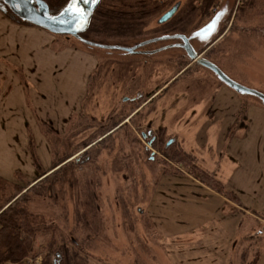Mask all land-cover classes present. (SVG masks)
<instances>
[{"label":"rangeland","instance_id":"obj_1","mask_svg":"<svg viewBox=\"0 0 264 264\" xmlns=\"http://www.w3.org/2000/svg\"><path fill=\"white\" fill-rule=\"evenodd\" d=\"M180 1L183 7L176 16L189 9L190 3H194V0ZM243 1L232 0L228 19L220 25L218 34L207 47L200 49L196 43L194 45L198 51L204 52L203 58L214 60L229 77L264 93V18L260 21L254 19L247 27L241 18L237 21L236 13ZM157 2L164 4V0ZM198 2L195 5L201 8ZM213 5H218V2L210 6L205 23L213 15ZM162 14L150 22L146 28L147 34L141 38L143 40H137L139 43L160 34L156 23ZM12 24L14 22L8 20L6 12L0 9V56L8 51L15 52L16 42H22L24 47L30 45L22 56L23 68L16 67L19 57H0V72L8 75L13 73L18 82L16 89L20 97H14L12 108L18 107L22 113L27 107L31 110L32 104H27L26 94L38 91V95L44 98L45 116L47 109L50 110L49 117L70 119L67 124L68 137L76 132L77 136L73 138L76 143L88 134L83 132L82 124L101 125L109 129V133L115 131L113 142L98 145L85 153L81 152V155L79 152L82 150L69 156L64 164H72V159L79 155L75 160L77 166L73 168L76 177L72 176L73 183L49 191L43 200L29 202L31 213L42 215L48 224L53 223L58 228V239L66 240L75 226L74 198L83 196L84 190L87 194L92 190V196L97 200L98 230L87 240L89 264H204L206 252L212 255L214 250L207 251L202 239L207 236V232L210 234L215 226H219L220 218L213 214L209 218V226H206L207 231H196L194 237L185 238L181 230L187 228L188 223L183 224L181 221L180 204L186 202L188 193L199 191L196 187L215 192L211 184V187L207 186L206 181L209 183V179L202 171L213 176L219 170V165H222L223 174L230 179L226 184L228 190L245 197L246 204L254 211L250 231L244 234L239 230L240 236H245L249 242L240 244L229 264H260L261 259L264 261V211L258 213L253 210L258 208V204L264 206V107L260 103L250 98L241 99L220 85L213 76L196 67L195 63H190L180 55L181 51L152 57L146 66L140 67L134 63L135 57L118 52L104 54L71 38L67 41L64 36L34 26L23 25L24 30L20 35ZM200 24L197 15L183 33H190ZM156 47L157 44L146 48ZM169 59L170 64L167 63ZM187 66L188 71L180 77V72ZM94 70L97 77H94L95 80L91 81L86 91L88 77ZM177 73H180V78L150 104L146 105V101L134 105L123 103L134 94L132 91L140 88L155 92L163 86V82ZM217 87L225 90L218 92ZM86 92L88 97L83 102ZM213 102L215 125L209 128L208 135L219 132V153H211L202 144L194 153L185 150V155L179 152L176 145L165 148L169 139L179 137L190 128L189 123L193 125V117L199 114V118L204 119ZM3 103L0 95V123L6 125L5 131L0 134V178L22 188L26 186L27 189V184L34 180L39 170L33 176L31 159L38 156L41 169L45 172V158L49 160V154L53 157L56 153V166H59L66 150L64 146L63 149L53 148L54 141L61 142L56 127L54 133L49 127L41 125V129L36 130L23 122L21 129L17 125L20 120L14 115L15 111L12 110L13 114L9 112L12 108L8 107L12 104L4 107ZM201 106L203 109L199 111ZM140 107L142 109L138 114L128 119ZM242 107L246 109L245 127L240 126L241 120L235 117ZM81 115H84V119L89 116L92 122L80 119ZM6 118L14 120L7 125L4 122ZM125 121V126L121 127ZM237 122L241 128L232 138L227 137L228 129ZM148 131L152 135L157 134L160 139L158 147H150L149 153L146 151L148 140L143 141L141 137L143 132ZM203 140L202 137L200 142ZM32 142L37 146V154L31 148ZM185 144H179L182 150ZM195 148L198 149V146ZM150 151L155 152L151 162L147 161ZM174 153L181 158L171 159ZM64 164L59 167L63 168ZM240 166L243 167L242 171ZM205 178L206 184L201 182ZM49 236L50 233L46 232L38 238L36 254L29 257L38 260L35 264L41 263L48 255L43 246ZM74 236L77 241L85 239L84 235L76 231ZM197 239L200 247L195 244ZM194 249L191 256L198 258L199 263L187 258V253ZM241 251H245L246 255H240ZM50 260L52 264H60L61 256L52 255Z\"/></svg>","mask_w":264,"mask_h":264},{"label":"trees","instance_id":"obj_2","mask_svg":"<svg viewBox=\"0 0 264 264\" xmlns=\"http://www.w3.org/2000/svg\"><path fill=\"white\" fill-rule=\"evenodd\" d=\"M67 1L68 0H66L65 3H67ZM198 1L200 2L199 6L201 8L196 7L197 5H195V3L197 0H194V3H190L189 9L178 14L170 24H165L161 27L158 26L159 33H183L188 23L197 15L199 16L201 24L192 31L190 30V32L197 31L203 27L210 6L220 0ZM64 6L49 8V12L50 14H57ZM164 10L165 4L158 3L154 0H101L99 6L94 11L89 29L81 34V38L101 45L130 47L133 44L139 43L137 40H143L141 38L147 34L145 32L150 22L154 21ZM6 15L12 22L31 26L26 22L20 21L8 11ZM263 16L264 0H244L243 3L239 4L236 13V19L238 18L237 21L241 18L246 24V27L256 18L260 21L264 18ZM188 33L189 31L185 34ZM245 110V107H242L237 113V116L242 122L240 124L242 127H245ZM130 119H132V117ZM82 126H84L83 132H87L88 134L83 137L80 142L78 141V143H76L73 141V138L77 135H71L63 141L66 153L65 156L60 159L61 164H64L69 156L78 153V151L86 148L95 140L105 135L107 136L101 142L94 145L89 150L98 147V145L103 146L108 141L113 142L112 137L115 131L108 134L109 129L107 130L106 127L88 124H82ZM122 126H125V124ZM240 126L237 125L236 128ZM92 129L94 130L91 132ZM88 131H90V133ZM234 134V129H231L228 132L229 138ZM166 144L167 142L165 143V148ZM178 150L185 155L183 150L180 148ZM70 153L71 155H69ZM170 157L171 159L181 158V156L176 153L172 154ZM33 162L36 170L39 169L37 181L39 179L42 180L34 185L30 183L27 184V189L25 188L26 186L22 188L21 186L11 184L0 178V264H22L25 259L36 254V242L38 238L42 237L46 232H49L50 236L49 239L45 241L43 250L47 252L48 255L45 256L44 260L39 264H52L50 256H57V254L61 256L60 264H89L88 259L90 254L87 240L90 239V236L95 235L98 230L96 220V214L98 215V209L96 208L97 200L92 196V190H90L91 192H88V194L86 190H84L83 196L78 195V197L74 198L75 226L72 227L73 231L69 233L66 240L62 238L58 239V228H55L53 223L48 224L42 215L31 213L28 204L31 200H43L47 194H49V191H56L57 187L62 188L64 184L73 183V177H75L73 168L76 167L77 164L75 160L72 164H64L63 168H61L62 166L59 167L60 164L59 166L53 167L47 173L46 171L43 172L39 167L35 157H33ZM202 172L207 175L209 179V183L206 181L207 186H212L211 188H213L216 193L237 202L235 195L225 189L223 182L218 176L214 174L212 176L206 171ZM204 174L201 175L204 176ZM207 178L203 179L201 182L205 183ZM209 184H211V186ZM75 231L78 232V234L84 235L85 239L82 241L75 240ZM134 256H136V253H134Z\"/></svg>","mask_w":264,"mask_h":264},{"label":"crops","instance_id":"obj_3","mask_svg":"<svg viewBox=\"0 0 264 264\" xmlns=\"http://www.w3.org/2000/svg\"><path fill=\"white\" fill-rule=\"evenodd\" d=\"M14 24H12V26L17 30L16 32H18V34L21 35V32L24 30L23 29L24 26L20 25V24H16V23H14ZM65 40L68 41L69 39L65 38ZM16 41H18V40H16ZM24 46L25 45L22 42H16L15 52H9L8 51V53H6L4 56L1 55L0 57L3 58L7 55L19 57L18 58L19 64L17 63L16 67L23 68L24 63L22 60V56L25 54V49L30 48V45H26V47H24ZM94 73H95V70L88 77V80L86 83V91L88 88L89 80L91 79V77ZM180 73H182V72H180ZM180 73H177L174 77H170L165 82H163V86H161L158 89L159 92L157 91L159 93L157 95L158 97L154 98L153 100L161 97L166 92V89H169L173 85V83H174L173 80L175 78H177L176 79V81H177L182 76V75H180ZM12 74L13 73H11V75H8L7 73L3 74L2 72H0V91H1V89H3L2 92L0 93V95L3 98L4 107H6L8 104H12V105H9V107H8L9 109L14 107L13 106V104H15L14 97H16V96L20 97L18 90L16 89L18 82L16 81V79L14 78V76ZM179 75H180V77H178ZM220 85H222V84H220ZM21 88H23V87H21ZM216 90L218 92H223L225 89H223L222 87H217ZM37 92H35L33 94H31V93L26 94V96L28 98L27 104L28 103L32 104L31 110L26 106L27 109H23L24 110L23 113L21 112V109H18V107H16V109L12 108L11 110H9V112H11V114H13V111H15L14 115H16L17 116L16 118L18 120H20V121H17L18 122L17 125L21 129H22L21 126H22L23 122H26L27 125H31L32 127H35L36 130L37 129L40 130L41 125L44 127H47V128L49 127V130H53L54 133H55V127H56V129L58 131V135L60 136L59 138H61V142L55 143V141H54L53 148L55 149V147H56V148L63 149L62 148V146L64 144L63 141L68 137V134H69L67 131V128H68L67 124H68V120H70V119L58 118L57 116H56V118H55V116H54V118L49 117L50 116V110H47V109H46V116H45V114H44V112H45L44 111L45 110L44 109V98L42 96L38 95ZM234 94H236V93L234 92ZM86 96H87V92L84 95V98L82 100L83 102L85 101L84 99ZM237 96L240 97L239 95H237ZM240 98L244 99V100L248 99V98H243V97H240ZM232 99L234 100V98H232ZM82 105H83V103H82ZM214 105H215V103L213 102L212 108H210L211 110H209L207 115H206L207 117L205 116L203 119L202 117L199 118V116H200L199 114L196 115L195 117L192 118V121H191V122L194 121L193 125H192V123L191 124L189 123L188 126H190V128L188 127L185 130V132L180 134L181 143H186L184 146V149H183L184 151L186 150V152L189 151V152L194 153L196 150H199V146L202 144L201 146L205 147L206 149L208 148V150H210L211 153L212 152L213 153L214 152L219 153V147H218L219 138H220L219 132L217 134L214 132L212 135L211 134L208 135V132L210 130L209 128H212L215 125V123H214V118H215ZM201 109H203L202 106L200 107L199 111ZM27 110H29L30 114L27 113ZM14 115H11V116H14ZM236 116H237V114H235V117ZM13 120H14V118H12L10 120H8V118H6L4 122L7 125H10L11 124L10 122ZM237 123L233 127H230L228 129L227 137H229L228 132L231 129H234V132H236L239 128H241V127L236 128ZM1 125H3V124L0 123V134L5 131L4 129H6V125H3L2 127H1ZM202 137L204 138V140L202 142H200V139L202 140ZM195 146H198V149H196ZM31 148L37 154V146H36V144H34V142H32ZM49 157L51 158V159L49 158V160H47L45 158L46 165L44 167H46V169H52L57 164L58 159H57L56 153L53 155V157H51V154H49ZM215 157L217 159H220V157H218L216 155H215ZM36 159H37L39 167L42 168L41 161L38 158V156L36 157ZM31 160H32V165L30 166V168L33 167L32 168V171L34 173L33 176H35L37 174L36 168H35V165L33 162V158ZM46 169H45V171L48 173L50 170L47 171ZM239 169H240V171H242L243 167L240 166ZM223 172H224V169H223L222 165H219V170H217L216 175L223 182L226 190L230 191L231 193H233L235 195V197L237 198V202H235V201H233V200H231V199H229V198H227L221 194H218L216 192H212V191H208V190L200 189V188L196 187V190H199V191H197V192L192 191V192L188 193V195L186 197V202L180 204V207H181L180 213L182 216L181 221L183 224L188 223V227L181 230V234L185 233V235H183V237H185V238H189V237L192 238L193 234L196 231H203V232L207 231L206 226H209L208 225L209 224V218L213 214L215 217L220 218V219H218L219 220V226H215L212 229V231L210 232V234H207L208 233L207 232L206 233L207 236H205V238L202 239L205 242V248L207 249V251L214 250V253H212V255L209 252H206V256L203 259V260H205L204 264H229L232 254H234V255L237 254V250H238V248H240V244L244 243V242L245 243L249 242V240L245 239V236L243 238L240 236L239 230H242L241 233L244 232V234H246L245 232L250 229V226H249L250 220L252 217V213L254 211L252 212V208L246 204V201L244 199L245 197H242L241 194H240V196H238L233 191L228 190V187H227L228 185H226V184L229 183L230 179L228 178V176L223 174ZM244 172H242L240 175H242ZM234 177H235V174H234L233 178ZM226 178H228V180H226ZM30 181H31L30 182L31 184L36 182L37 176L34 178V180H30ZM253 210L257 211L258 213H261V211H264V206H260L258 204V208H254ZM230 225H231V227H230ZM203 232H202V234H203ZM257 233L260 234V232H257ZM196 242L197 243H195V244L197 245V247H200L201 244H198L199 239H197ZM214 247H216L217 250ZM189 248H191V247H189ZM195 249L193 251L191 250L187 253V258L191 259V261L194 260L195 263H199L200 261H198V258H193L191 256L194 253ZM220 250H221V253L219 252ZM242 254L246 255V252L241 251L240 255H242ZM239 257H241V256H239ZM201 263H199V264H201ZM259 263L264 264V261L261 259V261Z\"/></svg>","mask_w":264,"mask_h":264},{"label":"water","instance_id":"obj_4","mask_svg":"<svg viewBox=\"0 0 264 264\" xmlns=\"http://www.w3.org/2000/svg\"><path fill=\"white\" fill-rule=\"evenodd\" d=\"M12 15H14L20 21L26 22L31 26L43 29L51 34L64 36L66 38H73L76 41L92 48H97L107 51H115L124 55H132L138 48L146 47L155 42L164 40H179L181 44L172 45L161 49H154L150 52H146L147 56H160L169 54L170 48H182L184 53L182 56L186 58L190 63L197 64L205 72L213 76L218 82L235 92L237 95L243 98L254 99L264 107V93L253 88H249L231 77H229L217 64L209 61L202 57V52L198 51V48L207 47L219 32L220 25L223 24L227 19L230 10L232 9V0H223L219 10L205 23L199 30L190 32L185 35H172L169 37H159L149 39L139 43L134 47H123V46H111V45H99L85 41L80 37L81 34L85 33L91 24L94 11L99 6L101 0H96L95 3L89 2L84 4L83 0H77L76 6L84 9L86 15L81 19L72 12L67 11L72 0H69L66 6L57 14H50L49 9L39 2L38 6H33L31 0L26 6H20L19 0H1ZM5 11V8L2 9ZM179 10V4H176L168 11L164 12L158 19L157 25L162 26L172 20ZM196 43L197 47L194 45ZM146 135L142 134V139H146ZM174 140H170L166 144V148L173 144ZM151 141L146 146V151L149 153ZM155 158V152L150 151V155L147 161H153ZM34 182L33 184H35ZM32 184V185H33ZM54 264H58L55 262Z\"/></svg>","mask_w":264,"mask_h":264},{"label":"flooded vegetation","instance_id":"obj_5","mask_svg":"<svg viewBox=\"0 0 264 264\" xmlns=\"http://www.w3.org/2000/svg\"><path fill=\"white\" fill-rule=\"evenodd\" d=\"M69 1V0H68ZM68 1H67V3H68ZM222 1L223 0H221V2L219 1L218 3H220V5H221V3H222ZM37 2H39V3H41V4H44L48 9L49 8H56V7H62V6H66V4L67 3H65L66 2V0H33L32 1V3H33V6H38V3ZM157 2V1H156ZM171 2V3H170ZM164 4H167V6L165 7V8H168V10L169 9H171L173 6H175L176 4H179V10H178V12L177 13H179V11H181V8L183 7V4H182V2L180 1V0H174V2H172V0H166V1H164ZM198 5H200V2H198ZM64 6V7H65ZM3 8H5V12H7L8 10H6L7 9V6L0 0V9H3ZM168 10H165L164 12H166V11H168ZM176 13V14H177ZM176 16V15H175ZM174 16V17H175ZM173 17V18H174ZM172 18V19H173ZM9 20V19H8ZM15 23V22H14ZM17 24V23H16ZM185 33H178V32H174V33H165V34H158V35H156V36H154L153 38H151V39H154V38H159V37H169V36H172V35H184ZM80 37H81V35H80ZM72 40H74V41H76L75 39H73V38H71ZM86 41V40H85ZM76 42H78V41H76ZM87 42H90V41H87ZM80 43V42H79ZM90 43H93V42H90ZM82 44V43H81ZM94 44H97V43H94ZM139 43H136V44H133V45H131L130 47H134V46H137ZM157 44V47L156 48H146V47H142V48H138V49H136V51L137 52H135L134 54H132V55H128V57H135L136 58V60L134 61V63H138V65H140V67H144V66H146L149 62H150V59L153 57V56H147L145 53L146 52H150V51H152V50H154V49H161V48H165V47H168V46H172V45H178V44H181V42L179 41V40H164V41H159V42H155V43H153V44H150V45H156ZM82 45H84V44H82ZM99 45H101V44H99ZM150 45H148V47L150 46ZM159 45V46H158ZM85 47H87V48H90L91 50L92 49H95V50H99V51H102V53H104V54H112V52H115V51H107V50H101V49H97V48H92V47H88V46H86V45H84ZM111 46H115V45H111ZM169 53H171V52H173V51H175V52H179V51H181V52H179L180 53V55H182L183 53H184V51H183V49L182 48H177V47H174V48H170L169 49ZM101 54V53H100ZM204 55V52H202V56ZM167 58H169V57H167ZM205 59H207V60H209V61H212V62H214V60H212V59H210V58H208V57H205ZM167 63H171L170 62V59L169 60H167ZM215 63V62H214ZM218 65V64H217ZM195 66L196 67H198V68H200L197 64H195ZM219 66V65H218ZM136 67V66H135ZM220 67V66H219ZM222 70H223V68L222 67H220ZM188 69H189V66H187L183 71H182V74L181 75H183L184 73H186V71H188ZM201 69V68H200ZM224 71V70H223ZM94 77L96 78L97 77V72H95L93 75H92V77H91V79L89 80V84H88V88L90 87V85H91V81H93V80H95L94 79ZM179 77V76H178ZM176 79L177 78H175L174 80H173V82H175L176 81ZM220 83V82H219ZM221 84V83H220ZM223 85V84H222ZM168 89H166V91H167ZM158 91V90H157ZM157 91H155V92H146L144 89H136L135 91H132L134 94L131 96V97H128V98H126L124 101H123V103L125 104V103H127V104H132V105H134V104H139L140 102H142V101H146V105L147 104H150L151 102H152V100L154 99V98H156V97H158L157 95L159 94ZM87 97H88V92H87V96H86V99H87ZM142 109V107H140V108H138V109H136L133 113L134 114H132L128 119H130L131 117H133V116H135V115H137L138 114V112L140 111ZM83 116L84 115H81V117H80V119L81 118H83ZM86 119H88V121H91L92 122V119L88 116V118H86ZM127 121H125V122H123L122 124H121V126L123 125V124H125ZM88 125H91V123L90 124H88ZM97 126V125H96ZM98 126H101V125H98ZM117 129V128H116ZM114 131H112L111 133H113ZM149 133H142V134H145L146 135V139L148 140V142H150L151 141V145L156 149L157 147H158V145H159V141H160V139H159V136L157 135V134H151L150 133V131H148ZM111 133H109V134H111ZM74 134L76 135V132H74ZM142 134H141V137H142ZM107 135H105L104 137H102V138H99V139H97V140H95L93 143H91L89 146H87L86 148H84V149H82V151H80L79 153V155H81L82 153H85L86 151H88L91 147H93L94 145H96V144H98L99 142H101L105 137H106ZM75 138V137H74ZM176 139H174L173 137L171 138V139H169V141L170 140H174V142H173V144H171L170 145V147L171 146H173V145H176L178 148H180L181 149V147H180V143H181V141H180V136L179 137H175ZM143 140V139H142ZM73 141H74V139H73ZM169 141H167V143L169 142ZM169 147V146H168ZM182 150V149H181ZM184 151V150H183ZM82 152V153H81ZM79 155H77V156H79ZM76 156V157H77ZM76 157H74L72 160H76Z\"/></svg>","mask_w":264,"mask_h":264},{"label":"snow or ice","instance_id":"obj_6","mask_svg":"<svg viewBox=\"0 0 264 264\" xmlns=\"http://www.w3.org/2000/svg\"><path fill=\"white\" fill-rule=\"evenodd\" d=\"M30 2L31 0H19V4L17 6H26ZM89 2L95 3L96 0H83L84 4H88ZM76 4L77 0H72V3L69 5L67 11L72 12L73 14L77 15L79 18L82 19L86 15V13L84 9L77 7Z\"/></svg>","mask_w":264,"mask_h":264},{"label":"built area","instance_id":"obj_7","mask_svg":"<svg viewBox=\"0 0 264 264\" xmlns=\"http://www.w3.org/2000/svg\"><path fill=\"white\" fill-rule=\"evenodd\" d=\"M154 1H161V0H154ZM164 1H166V0H164ZM219 7H220V3H218V5H216V6H214V5L212 6V14L213 15L218 11ZM35 263H38V260H34V259L29 258V259L24 260L22 264H35Z\"/></svg>","mask_w":264,"mask_h":264},{"label":"bare ground","instance_id":"obj_8","mask_svg":"<svg viewBox=\"0 0 264 264\" xmlns=\"http://www.w3.org/2000/svg\"><path fill=\"white\" fill-rule=\"evenodd\" d=\"M69 161H71V159Z\"/></svg>","mask_w":264,"mask_h":264}]
</instances>
